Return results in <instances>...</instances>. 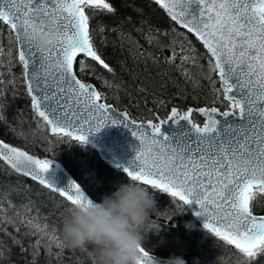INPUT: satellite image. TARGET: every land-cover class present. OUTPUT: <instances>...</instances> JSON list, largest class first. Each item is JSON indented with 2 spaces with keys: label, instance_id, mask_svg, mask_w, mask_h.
I'll list each match as a JSON object with an SVG mask.
<instances>
[{
  "label": "snow or ice",
  "instance_id": "6c2138e0",
  "mask_svg": "<svg viewBox=\"0 0 264 264\" xmlns=\"http://www.w3.org/2000/svg\"><path fill=\"white\" fill-rule=\"evenodd\" d=\"M154 2L206 49L209 70L220 83L215 91L218 98L227 101L223 111L215 106L197 109L205 117L203 125L191 120V108L181 114L173 107L167 120L190 125L181 129L175 144L168 137L159 138L166 121L137 124L128 119L127 112L118 113L120 118L114 119L113 106L100 102L106 96L76 75L77 62L81 72L91 70L95 74L89 60L109 73L114 71L99 54L90 27L94 13H115L110 0H0V23L15 38L16 57L32 108L52 134L84 145L89 134L109 122L124 123L140 145L135 156L138 163L123 168L127 178L147 192L166 194L181 208L196 203V214L205 217L204 229L234 246L238 264H261L258 258L264 257V215H256L254 210L264 201V0ZM98 30L102 33L104 26ZM159 35V31L150 35L149 43L157 41ZM41 36L49 37L51 43L38 46ZM160 47L171 49L165 59L174 64L175 47ZM187 51L195 49H185L181 44V52ZM81 56L83 59L78 60ZM190 59L195 63L196 57L181 56L179 66ZM182 74L190 76L187 70ZM208 79L215 85L211 76ZM2 109L0 104V119ZM0 161L65 198L71 206L69 211L76 205L96 206L80 183L69 181L61 188L47 177L51 159H38L0 140ZM7 207L15 205L9 200ZM17 216L18 209L8 216L5 200L0 197V232L6 233V225L19 232L23 225L28 229L25 235L37 237L31 245L34 255L43 246L48 255L60 259L68 246L58 230L39 223L38 217L20 216L17 224ZM6 234L21 251L26 250L20 240ZM53 247L58 251L53 253ZM80 248L85 251L87 245ZM137 251L136 264H154L155 257L143 244ZM3 255L0 247V260Z\"/></svg>",
  "mask_w": 264,
  "mask_h": 264
},
{
  "label": "trees",
  "instance_id": "16d2710c",
  "mask_svg": "<svg viewBox=\"0 0 264 264\" xmlns=\"http://www.w3.org/2000/svg\"><path fill=\"white\" fill-rule=\"evenodd\" d=\"M115 7L114 14L94 13L90 21L96 48L102 58L114 70L107 72L101 66L88 62L95 69L93 76L100 77L113 86V92L106 96L116 107L126 110L138 120L165 117L172 107L183 111L194 110L202 105H214L225 109L227 104L218 98L219 88L214 73L208 66V56L202 46L189 34L178 28L151 0H110ZM104 26L101 33L98 26ZM159 31L157 41L149 43V36ZM167 33V35H163ZM160 44H172L175 48L183 44L194 65L185 62L183 66L194 69L190 77L179 73L180 61L166 62L171 49ZM189 61H192L191 59ZM21 75V67L16 66ZM212 77L215 85L208 79ZM193 79V81H191ZM17 90L3 85L0 90V104L3 105L0 119V138L40 157L59 161L80 183L86 193L97 201L102 194L115 190L120 183L131 182L118 168L103 162L96 152L86 144L81 145L67 137L50 135L30 106L22 76ZM212 92V93H211ZM193 119L201 123L194 113ZM156 207L142 231L143 246L155 255L168 257L171 254L183 256L186 264H238L239 254L204 229L188 212L186 207L177 206L166 194H153ZM0 197L5 200L8 216L18 209L20 216L38 217L39 223L49 229L61 231L70 216V203L51 190L15 173L0 161ZM15 208H8L7 201ZM27 205L28 207H23ZM30 209V210H29ZM264 215V201L255 207ZM20 216L15 217L19 224ZM156 225L153 228L152 225ZM6 233L20 240L26 249L13 244L10 236L0 232V247L4 249L0 264H97L96 246L89 243L85 251L81 248H65L60 259L48 255L41 246L34 255L31 245L36 236L25 235L28 231L20 225V231L6 225ZM58 251L53 247V253ZM264 264V257L258 258Z\"/></svg>",
  "mask_w": 264,
  "mask_h": 264
},
{
  "label": "clouds",
  "instance_id": "9594fccd",
  "mask_svg": "<svg viewBox=\"0 0 264 264\" xmlns=\"http://www.w3.org/2000/svg\"><path fill=\"white\" fill-rule=\"evenodd\" d=\"M36 43L46 47L51 40L41 36ZM95 204L71 209L61 231L65 244L69 248L95 245L97 264H136L142 231L156 207L153 196L142 186L127 182L102 194ZM154 264H186V261L181 255L171 254L155 258Z\"/></svg>",
  "mask_w": 264,
  "mask_h": 264
},
{
  "label": "water",
  "instance_id": "95a60500",
  "mask_svg": "<svg viewBox=\"0 0 264 264\" xmlns=\"http://www.w3.org/2000/svg\"><path fill=\"white\" fill-rule=\"evenodd\" d=\"M152 1L154 2V0H152ZM157 7L167 16V18L170 21H172L170 19V17L167 15V13H165L163 11V9H161L158 5H157ZM173 23L178 28H180V29L184 30L186 33H188L186 29L182 28L180 25L176 24L175 22H173ZM4 26H6V25H4ZM188 34L191 35L202 46V44L196 39V37L193 34H191V33H188ZM16 48H17V45H16ZM202 48L204 49L203 46H202ZM204 51L206 52V49H204ZM81 58L83 59L82 56L78 57V60L81 59ZM89 61H91V60H89ZM217 80L219 82L218 77H217ZM81 81H83V80H81ZM83 82H86V81H83ZM87 83H89V82H87ZM89 84H91V83H89ZM91 85H93V84H91ZM219 85H220V83H219ZM93 86H94V88L96 90H98L95 85H93ZM25 90H26V87H25ZM29 98H30V105H31V108H32L31 97L29 96ZM109 105H112L113 109L117 112V113L116 112L112 113L114 119H119L120 118L118 113L126 112L125 110H121V109L116 108L113 104H109ZM201 107H211V106H201ZM187 110H185V111H187ZM221 111H223V110H221ZM184 112H180V113L183 114ZM196 112H197L198 115H200V117L203 120L200 125H203V123L205 121V117L203 115H201L197 110H196ZM127 114H128V112H127ZM170 115H171V110H170V112L167 114V116L165 118H159V119H157V121H154V120L139 121V120L133 119L129 114H128V119L129 120H135L137 122V124H140V123L147 124L148 121H152L153 123H159L161 120L166 121L162 125L161 132L159 134V138L163 140L165 137H168L169 141L171 143L175 144L179 140V133H180L181 129H186L187 127H190V125H187L186 122H184V121H181V122L168 121L167 118ZM191 120L194 122L192 116H191ZM48 130H49V133L51 135H54V134H52L50 128H48ZM0 140H2V139L0 138ZM73 141H75V140H73ZM4 142L9 144V145H12L14 147H17V148H19V149H21L23 151H26V150H24V149H22V148H20L18 146H15V145H13L11 143H8L6 141H4ZM85 144L91 146L95 150V152L97 153V155L99 156V158L102 161H104L106 163H109L112 166L121 169L122 171H123V168L129 167L130 165L134 166V163H138V162H135V156H136V152H137V150L139 149V146H140L139 145V140L132 135V131L130 130L129 127H126L124 123L112 124L111 122H109L102 129H100L98 132H94V133L89 134L88 137H87V142ZM29 154L35 156L38 159H51V158H48V157H39V156H36L34 154H31V153H29ZM51 160H53V159H51ZM5 165H7V164H5ZM8 167L11 170H13L10 166H8ZM15 173H17V172H15ZM19 175H22V174H19ZM46 175L51 181H53L56 184V186L61 187V188H66L67 185L69 184V181H75L74 178L64 168V166L60 162H58L56 160H53V163L51 164L50 169L48 170ZM22 176H24V175H22ZM24 177H26V176H24ZM27 178L32 180L30 177H27ZM32 181H34V180H32ZM34 182L39 184L38 181H34ZM56 194H58V193H56ZM90 198L93 199V201L96 202V203L99 202V201L95 200L92 197H90ZM185 206L187 207L188 211L192 214V216L195 218V220H197V222L203 227V225H204V223L206 221H205V217L204 216H199V215L196 214V213L199 212L198 205L193 202V203L185 205ZM150 255L154 256L155 258H165V257L157 256V255L152 254V253H150Z\"/></svg>",
  "mask_w": 264,
  "mask_h": 264
},
{
  "label": "rangeland",
  "instance_id": "374dc122",
  "mask_svg": "<svg viewBox=\"0 0 264 264\" xmlns=\"http://www.w3.org/2000/svg\"><path fill=\"white\" fill-rule=\"evenodd\" d=\"M0 45H2L3 47V54L0 55V90L2 86L5 84L10 85L13 87V89L17 90L18 84L20 83L19 80L21 78V75L16 72V66L18 61L16 57V46L12 34L9 35L8 33H5L3 30H0ZM175 50L177 52L176 60L180 62H181L180 57L183 55H188L191 57L190 53L181 52L180 46L176 47ZM187 62L189 63V65H194L193 61L188 60ZM185 70H187L190 73V76L194 71V69H191L190 67L189 68L186 66L179 67L180 74H182ZM76 73L81 80L91 82L95 84L98 88H102L103 93L105 95L108 96L113 92V86L110 82H107L106 80H103L100 77L93 76L91 70H86L84 72H81L79 70V63L77 64L76 67ZM191 81H193V79ZM104 101H109V100H104Z\"/></svg>",
  "mask_w": 264,
  "mask_h": 264
},
{
  "label": "flooded vegetation",
  "instance_id": "af4514ba",
  "mask_svg": "<svg viewBox=\"0 0 264 264\" xmlns=\"http://www.w3.org/2000/svg\"><path fill=\"white\" fill-rule=\"evenodd\" d=\"M1 27V26H0ZM3 31L5 32V33H8V31L6 30V29H3ZM9 34V33H8ZM10 35V34H9Z\"/></svg>",
  "mask_w": 264,
  "mask_h": 264
}]
</instances>
